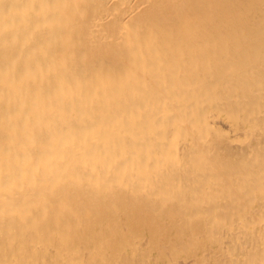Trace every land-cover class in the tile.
I'll return each mask as SVG.
<instances>
[{
	"label": "bare ground",
	"instance_id": "bare-ground-1",
	"mask_svg": "<svg viewBox=\"0 0 264 264\" xmlns=\"http://www.w3.org/2000/svg\"><path fill=\"white\" fill-rule=\"evenodd\" d=\"M170 2L0 0V264H166L178 250L205 254L210 224L227 210L182 207L173 191L145 194L187 129L185 110L142 116L156 109L144 82L162 55L158 45L144 50L158 40L145 26L138 36L140 16ZM153 131L168 150L148 166ZM85 241L94 244L83 254Z\"/></svg>",
	"mask_w": 264,
	"mask_h": 264
},
{
	"label": "rangeland",
	"instance_id": "rangeland-1",
	"mask_svg": "<svg viewBox=\"0 0 264 264\" xmlns=\"http://www.w3.org/2000/svg\"><path fill=\"white\" fill-rule=\"evenodd\" d=\"M200 2L171 0L163 6V13L143 11L140 16L138 36L145 35V26L155 30L158 40L144 50L158 45L162 55L154 64L155 70L145 73L146 98L156 109L147 108L143 119L157 112L174 118L185 110L181 126L187 127L175 140L176 156L165 161L161 175L156 173L148 179L145 194L162 199L165 192L173 191L183 196L182 207L188 201L204 206V213L214 211L207 212L211 203L217 205L216 211L227 210L226 216L210 224L212 238L205 245V254L178 255V250L166 264L189 260L193 264H264V0ZM133 87L130 83L131 105L137 102L130 94ZM195 104L201 107L194 109ZM151 133V141L144 142L148 150L144 162L148 166L168 150L164 138L155 131ZM131 142L129 139V145ZM229 212L234 217L226 220ZM182 241L183 246L189 244L188 237ZM93 244L85 241L80 252L86 254ZM137 259L131 263L156 264L152 259V263L144 257Z\"/></svg>",
	"mask_w": 264,
	"mask_h": 264
}]
</instances>
